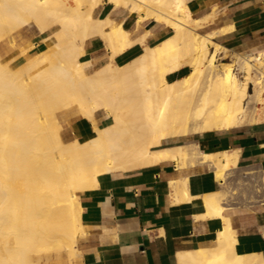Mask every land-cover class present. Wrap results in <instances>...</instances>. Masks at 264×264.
<instances>
[{
    "label": "bare ground",
    "instance_id": "obj_1",
    "mask_svg": "<svg viewBox=\"0 0 264 264\" xmlns=\"http://www.w3.org/2000/svg\"><path fill=\"white\" fill-rule=\"evenodd\" d=\"M103 1L0 0V42L28 24L43 34V47L23 48L16 67L0 57V264L73 256L84 232L79 193L96 187L100 174L207 163L223 186L238 148L210 152L194 142L165 143L264 122V71L252 55H221L227 49L216 31L198 30L212 14L193 17L188 0H105L136 13L137 23L152 18L171 29L151 45L148 31L131 38L122 24L94 15ZM93 36L105 41L110 60L87 73L80 57ZM136 43L140 54L115 62ZM72 107L90 123V138L63 140L56 110ZM98 112L110 121L100 125ZM187 180L170 181L171 202L197 197ZM224 194L203 193V212L193 215L221 222L216 244L177 252L178 264H264L255 245L238 241Z\"/></svg>",
    "mask_w": 264,
    "mask_h": 264
},
{
    "label": "crops",
    "instance_id": "obj_2",
    "mask_svg": "<svg viewBox=\"0 0 264 264\" xmlns=\"http://www.w3.org/2000/svg\"><path fill=\"white\" fill-rule=\"evenodd\" d=\"M187 4L195 18L212 14L211 21L198 30L202 33L215 30V40L230 54L264 50V0H188ZM93 13L113 19V25L122 24L131 38L148 31L147 44H155L171 33L168 26L152 18L137 23L136 13L113 7L105 0ZM30 26L33 25L28 24L17 31ZM84 50L86 52L80 58L83 68L87 72L85 67H94L87 73L110 60L106 43L99 36L87 38ZM141 52L142 46L136 43L118 54L115 62L123 64ZM62 113L78 116L70 120L65 136L79 140L93 136L90 123L76 108L62 110ZM186 142H194L210 152L238 148L237 166L232 173L238 175L243 170L256 169L261 179L264 122L191 134L165 144ZM184 177L188 178L190 193L197 197L171 202L170 181ZM220 189L221 185L207 163L181 168L173 162H161L129 171L100 174L96 187L79 193L84 232L77 238V252L69 258L67 255L52 257L46 264H178L177 252L216 244L215 236L221 222L193 215L203 212V193ZM225 203L238 241L255 245L264 259V184L258 196L248 192L244 198L239 191Z\"/></svg>",
    "mask_w": 264,
    "mask_h": 264
},
{
    "label": "rangeland",
    "instance_id": "obj_3",
    "mask_svg": "<svg viewBox=\"0 0 264 264\" xmlns=\"http://www.w3.org/2000/svg\"><path fill=\"white\" fill-rule=\"evenodd\" d=\"M42 36H43V34L38 32V30L34 26H30V28L25 27V28L21 29L20 31L12 32V34L8 35L2 42H0L1 60L2 61H9L11 67H13V68L16 67L17 63L22 62L25 59L24 56L21 55V52H20L23 48H27L28 46H31L32 44H37V46L34 47V49H39V48L43 47ZM17 52L20 54H18ZM85 52H86V50H85ZM85 52H84V54H85ZM241 54H243V53H241ZM221 55H225L229 59L231 57L230 56L231 54L228 50H225V51L223 50L221 52ZM233 55H235V54H233ZM82 57H83V55L80 58H82ZM10 58L11 59L13 58V59L11 60ZM228 58H225L224 60H229ZM95 67H97V66H95ZM85 68H86L87 72H89L94 67L90 66V67H85ZM187 69L188 68H186L184 71L180 72V75L183 72H186ZM238 75H240V74H238ZM169 79H171V78H169ZM4 99L6 100L8 98L5 96ZM56 114H57V118L61 124V134H62L63 140L68 141L69 139H72V138L65 136V132L67 130V127L69 125L70 120L73 119L74 117H78V116L64 115L61 110H56ZM96 117L98 118L100 125H104L110 121V117L106 116L102 112L96 113ZM80 140H83V139H80ZM230 174H232V170H231ZM230 174H228V176ZM240 174L241 175H239V177L237 179V183L232 188H231V186H229V184H225V183L222 186L223 188L221 187L220 190H222V191H223V189L225 190V194H224V198H225L224 201L225 202L228 199H233L235 197V195L238 194L239 191L242 192L244 198H246V194L248 192L251 194L253 192H256L255 188L257 186H253L252 181L249 180L251 178V176L249 178H246V177L243 178L242 172ZM232 191H233V193H232ZM251 199H252V197H251ZM52 257H54V256H52ZM52 257H49V258L42 257V258H40V260L37 261V264H39V263L40 264H46L47 261Z\"/></svg>",
    "mask_w": 264,
    "mask_h": 264
},
{
    "label": "built area",
    "instance_id": "obj_4",
    "mask_svg": "<svg viewBox=\"0 0 264 264\" xmlns=\"http://www.w3.org/2000/svg\"><path fill=\"white\" fill-rule=\"evenodd\" d=\"M244 55H252L254 57L253 62H257L256 64H260L259 68L264 71V51L261 52V54H259V51L257 52H248L245 53ZM243 174V178H249L251 176V178L249 179L250 181H252L253 186H257L255 188L256 192H253L256 194V196H258L260 194V190H261V182L259 179V173L256 169H246L242 171ZM238 174L236 175L235 173L230 174L227 178H226V182L225 184H229V186H231V188L237 183V179L239 177ZM220 183V182H219ZM220 185L222 186V184L220 183Z\"/></svg>",
    "mask_w": 264,
    "mask_h": 264
}]
</instances>
